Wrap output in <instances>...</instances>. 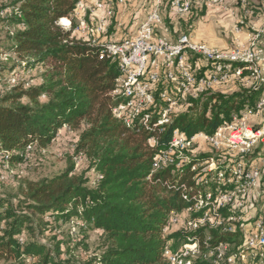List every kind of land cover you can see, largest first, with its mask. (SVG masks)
<instances>
[{"label":"trees","instance_id":"obj_1","mask_svg":"<svg viewBox=\"0 0 264 264\" xmlns=\"http://www.w3.org/2000/svg\"><path fill=\"white\" fill-rule=\"evenodd\" d=\"M78 1L10 0L0 9L8 11L0 15V26L6 29L10 55L0 63L11 64L0 76V163L25 162L29 155L46 150L65 130L77 133L74 157L81 153L86 164L78 174L70 160L64 171L36 181L22 180L15 195H0V262L167 264L162 256L166 242L171 240L172 249H177L185 236L180 232L164 235L163 228L170 213L186 206L182 185H193L194 173L191 163L151 173L153 157L167 149L174 131L187 137L212 135L234 115L253 110L262 91L235 85L231 93L202 95L191 101L187 112L172 117L160 133L128 128L111 111L117 63L100 57L101 47L79 39L73 32L74 21L68 31L58 25L63 18L76 20L73 12ZM115 2L111 0V6ZM204 12L191 10L188 21ZM116 19L113 14L110 20L115 23ZM18 69L24 75L37 72L36 83L11 85L12 73L17 76ZM150 139L154 145L148 143ZM27 146L31 151L25 154ZM92 174L101 176L98 183ZM62 225L78 231L74 244L56 233ZM88 231L99 233L101 253L78 260L73 251L84 247ZM192 235L202 248L206 237L210 247L241 245L238 230L201 229Z\"/></svg>","mask_w":264,"mask_h":264},{"label":"built area","instance_id":"obj_2","mask_svg":"<svg viewBox=\"0 0 264 264\" xmlns=\"http://www.w3.org/2000/svg\"><path fill=\"white\" fill-rule=\"evenodd\" d=\"M169 2L171 13L186 17L191 10L225 9L231 0H153V6L141 20L133 34L120 40L102 42L111 24L114 9L111 0H79L70 20L63 18L58 25L73 32L79 39L101 47L100 57L115 61L119 77L111 95L116 98L111 111L128 128H142L159 133L171 123L172 117L183 114L191 101L210 95L217 87L240 85L251 92L262 91L253 110L234 115L229 123L216 129L212 135L198 133L190 137L174 131L167 149L152 160L154 173L172 168L178 170L191 163L193 185H182L181 198L186 206L170 213L163 234L180 232L185 240L177 249L168 241L162 256L167 264H252L264 259V212L254 219H246L254 207L253 192L258 191L262 173L254 164L252 155L264 143V122L253 125L250 119L264 112V48L260 36L264 21L258 30L248 33L245 44L230 49H218L194 41L187 34L175 40L159 35L163 28L162 8ZM242 9L247 0H235ZM126 0H116L124 6ZM90 11L98 20H86ZM7 10L0 15L7 14ZM264 12V5H263ZM241 24V23H240ZM121 27L116 24V29ZM9 54L0 56L6 61ZM26 75H32L28 71ZM14 72L10 83H14ZM154 145L153 139L148 140ZM31 151L27 146L25 154ZM83 155L76 156L81 161ZM93 175V174H92ZM95 182L101 179L93 175ZM226 212V215L222 213ZM220 228L222 232H240V246L218 243L210 247L206 237L205 248L192 234L204 229Z\"/></svg>","mask_w":264,"mask_h":264},{"label":"rangeland","instance_id":"obj_3","mask_svg":"<svg viewBox=\"0 0 264 264\" xmlns=\"http://www.w3.org/2000/svg\"><path fill=\"white\" fill-rule=\"evenodd\" d=\"M9 1L10 0H0V9ZM231 1L233 4H237L235 0ZM253 2L252 0H247L244 10L253 11V9H249V7L256 4ZM165 5V8L163 7L162 9L163 19L166 18L163 22L165 25H163V28L160 29L158 33L169 39L175 38L180 34H187L190 36L194 31L198 36H206L210 40L223 41L227 45L226 47L230 49L240 44V42L242 44L243 42L241 40L243 36L245 37L248 33H252L253 31L251 28H253V23L255 25L256 22H258V20H248L247 16V20L245 17H242L241 20H182L179 19L180 17L171 14L169 2H165ZM152 6L153 0H126L125 5L122 7H118L115 4L110 6L114 9V14L117 19L115 23L111 20V27H109L106 34L100 37V40H102V42H107L109 40H120L122 37L130 36L135 31L137 24L144 19L146 13L150 11ZM132 9H134V11ZM122 10H124L123 18L120 17V15L117 17V14ZM128 13H131V15L126 19ZM169 14L173 16V20L169 18ZM116 24H120L121 27L116 29ZM236 31L239 32L237 33ZM8 49L6 29L0 26V56L8 54ZM5 63L6 62L0 63V76H2V74L5 75L11 67V64ZM17 71V76L14 77V83L26 81L29 85L36 83V78L38 77L37 72L33 74V76H30L24 75L20 69ZM14 83H11V85ZM232 87L234 88L233 85L217 87L215 92H217V89H220L223 90V92L231 93ZM76 137V132L65 131L63 134L59 132L57 139L46 150L41 153L36 152L29 155L25 162L21 164L12 162L10 165H2L0 163V195H15L20 181H36L44 177L58 174L64 171L71 161L75 164V170L78 174L83 172L86 164L83 163V160L77 161L73 153V144ZM254 155L253 152L252 156L254 157ZM260 202L261 201L256 205L261 206L262 204ZM262 214L263 213L258 214V216ZM76 232L78 231H73L71 225H62L56 233H58L59 236H68L74 244L78 237ZM85 236L84 247H78L73 251V256L78 260H84L101 253L102 241L99 233L96 231H88ZM46 241H48V238ZM0 264L3 263L0 262ZM262 264H264L263 261Z\"/></svg>","mask_w":264,"mask_h":264},{"label":"crops","instance_id":"obj_4","mask_svg":"<svg viewBox=\"0 0 264 264\" xmlns=\"http://www.w3.org/2000/svg\"><path fill=\"white\" fill-rule=\"evenodd\" d=\"M252 2L256 3L254 4V6L249 7V9L251 8L253 9V11H248V10L245 11L244 9L240 7L238 3L233 4V2L231 1L227 3V6L225 7V9L205 10L204 15L199 16L198 17L199 19L197 18L196 20H241L242 17H245L246 19V16H247L248 20L249 19L258 20V22H256L255 25L253 23V26H252L253 28H251L256 31L260 28V26L262 25L264 21V12H263L264 0H252ZM132 10L134 11V9ZM123 12L124 10L120 11L117 14V17L120 15V17L123 18L124 16ZM131 13L127 14L126 19L131 15ZM86 14L87 16L90 17L91 20H98V16L96 14H92L90 13V11H87ZM170 18L171 20H173L172 16ZM179 19L188 20V16L183 17V18L180 17ZM236 32L238 33L239 31H236ZM190 37L196 42H201L211 47H215L218 49H228L226 47L227 45L223 41H215V40H210L206 36H198L194 31L191 33ZM260 38H261L260 39L261 45L264 48V32L263 34H261ZM247 39H248L247 35L245 37L243 36V39L241 40L243 42L242 44H245L247 42ZM234 89L235 87L231 90V92ZM217 91L223 92V90H220V89H217ZM250 122L251 124L256 125V126H259L260 124H262L264 122V112L260 116L252 117L250 119ZM63 132H65V130L60 131L61 134H63ZM254 154H255L254 157H252L253 162L255 165H257L260 168L262 177H261V184H260L259 190L253 192V196L251 197L252 198L251 201L254 204V207L252 208V210H250L248 216L245 217L246 219H249V218L254 219L258 216V214H261L264 212V203H263L264 202V196H263L264 194V143L257 146V148L254 150ZM259 201H261L260 202L262 204L261 206L256 205L258 204Z\"/></svg>","mask_w":264,"mask_h":264}]
</instances>
